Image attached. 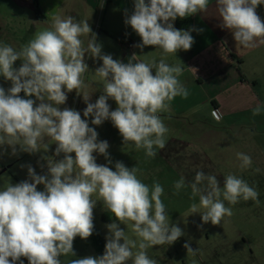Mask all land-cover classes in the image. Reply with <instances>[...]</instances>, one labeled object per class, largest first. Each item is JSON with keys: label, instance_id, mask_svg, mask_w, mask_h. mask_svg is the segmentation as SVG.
<instances>
[{"label": "clouds", "instance_id": "9594fccd", "mask_svg": "<svg viewBox=\"0 0 264 264\" xmlns=\"http://www.w3.org/2000/svg\"><path fill=\"white\" fill-rule=\"evenodd\" d=\"M261 5L264 0H216L220 27L244 48L264 43V19L257 11ZM208 7L209 0H134L125 24L141 38L136 47L154 46L163 57L176 55L192 47L195 41L190 33L195 29L180 30L173 22ZM86 55L102 61L93 72L102 86L94 103L84 78L89 72ZM163 57L145 62L134 55L127 63L113 59L102 53L88 20L72 15L53 16L48 28L37 31L18 49L0 42V77L11 84L7 89L0 86V149L10 148L15 156L18 151L47 153L55 144L53 155L41 156L46 160V174H37L29 165V179L0 186V264H24L22 258L28 264H62L61 257H75L74 239H87L95 230L98 202L115 217L105 225L104 253L71 259L68 264H159L147 250L172 245L184 235L181 227L170 222L161 199L164 187L158 181L144 183L137 166L129 168L116 161L113 170L108 141L99 140L90 126L110 120L124 146L155 158L169 132L161 114L171 111L176 97L187 99L190 94L179 79L183 64L167 63ZM17 61H21L19 67ZM72 91L86 104L83 118L80 111L60 107ZM110 99L117 105L115 110ZM262 112L264 105L258 104L252 114ZM94 153L107 163L98 164ZM237 158L241 168H251L249 155L237 153ZM188 187L193 200L189 216L199 214L205 224L219 225L233 215L225 201L229 205L241 199L260 202L256 188L231 173L224 177L223 187L215 175L203 171L196 172L190 185L181 176L173 184L174 194ZM128 231L135 238H129ZM184 247L196 254L189 243Z\"/></svg>", "mask_w": 264, "mask_h": 264}, {"label": "rangeland", "instance_id": "374dc122", "mask_svg": "<svg viewBox=\"0 0 264 264\" xmlns=\"http://www.w3.org/2000/svg\"><path fill=\"white\" fill-rule=\"evenodd\" d=\"M10 9V2L0 0V16H2V11ZM100 17L101 15L93 24L95 35L100 31ZM9 23L14 31L0 32V42L13 47L20 41V45L17 46L19 48L32 39L37 31L44 30L40 27L35 31L27 19L26 12L22 16L17 15L14 21ZM111 27L114 30L112 36L115 40V25ZM100 36H102L101 33ZM111 40L109 38L107 43L102 44L101 41L99 43L102 45V53L110 54L115 59V45L111 43ZM85 62L89 66V72L84 77L88 84L87 91L93 92L92 97L96 95L95 98H92L93 101H96L102 86L93 72L101 66L102 61L94 60L86 55ZM16 63L15 66L19 67L20 65ZM0 86L7 89L11 84L0 77ZM108 103L111 105V110H115L117 107L115 101L110 99ZM73 107L75 106L73 105ZM73 109L80 111L76 107ZM252 113L253 111L243 116L249 125L247 131L250 132L248 134L252 136L250 138L252 141L230 140L229 135L238 130L224 129L223 122H214L211 117L210 122L206 121L207 124L201 128L198 126L188 127L185 124L176 128L173 123L174 125L168 126L169 132L166 135L165 147L156 149L155 158L146 157L142 149L136 150L131 145L124 146L121 135L110 120H106L100 126H94L91 125L89 118L90 126L95 127L99 134L98 139L106 140L110 145L108 152L113 163L109 166L113 170H115V162L122 161L129 168L137 166L143 173L141 179L144 183L151 185L153 181H158L164 187L165 191L161 199L167 207L170 222L181 227L184 235L172 245H157L147 250L148 253L156 255L159 264H193L194 261L195 264H264V174L255 171L256 169L264 170V161L257 156V146L253 142L256 137L264 138V127L263 125L257 126L255 121L259 115L253 116ZM81 116L83 118L82 113ZM212 117L217 118V112H213ZM54 149L55 144L50 145V150L47 153H35L31 161L26 158L21 161L16 160L18 156L28 154L26 152L18 151V154L13 156L10 148H7L6 151L0 149V158L11 164L8 172L28 177L27 166L32 165L36 157L40 158L41 170L47 173L46 160L41 159V156L53 155ZM237 153H245L252 158L251 168L240 167L241 161L237 158ZM94 155L97 157L98 164L107 163L104 156L97 153ZM60 158L62 157L56 159ZM10 164H4L3 167L7 168ZM197 171H203L206 175H215L220 180L221 187H223L224 177L230 173L242 177L259 192V204L252 200L241 199L237 204L229 205L225 201V205L232 208L233 215L225 217L219 225H213L211 222L203 223L199 214L189 216L188 209L193 202L190 199L191 188L188 187L179 194H174L173 184L183 176L186 184L190 185L194 181ZM8 172L5 174H9ZM42 186L38 185V187ZM198 199L196 197V202ZM114 220L115 217L103 208L102 202H98L94 209V231L98 233L100 246L103 249H105L107 235L105 225ZM120 226L127 231L125 225L121 224ZM128 235L129 238H135L130 231H128ZM92 237L93 234L89 238ZM186 242L193 250H196L195 255L187 252L184 247ZM87 248V256H100L93 251L89 239H87Z\"/></svg>", "mask_w": 264, "mask_h": 264}, {"label": "crops", "instance_id": "0c3cea01", "mask_svg": "<svg viewBox=\"0 0 264 264\" xmlns=\"http://www.w3.org/2000/svg\"><path fill=\"white\" fill-rule=\"evenodd\" d=\"M5 1L10 2L11 9L1 12L0 32H13L9 22H13L17 15L22 16L26 12L27 19L35 31L40 27L48 28L51 18L55 15H72L77 20H88L94 33L93 24L101 15L100 31L96 35L97 42L101 41L104 44L111 38V43L115 45V59L125 63L134 55L137 60L145 62L159 61L163 57L161 50L154 46H146L143 50L135 46L141 42V38L130 25L125 24L126 17L130 16L134 10V0ZM257 11L264 19V5L259 6ZM188 20L187 29L179 28L176 20L173 24L180 30L194 28L195 30L190 33L194 38V44L187 51L179 50L176 55L169 54L163 58L170 64H183V74L179 79L190 94L187 99L176 97L171 103V111L161 114L166 126L175 124L178 128L181 124H185L188 127L201 128L207 124L206 121L210 122L211 117L214 122H223L224 129L238 130L229 135L230 140L252 141L250 140L252 136H249L250 132L247 131L249 125L243 116L252 112L258 104L264 105V43L257 41V45L252 48H244L236 43L231 32L220 27L216 0H209L206 11L188 17ZM113 25H115V40L112 36L114 30L111 26ZM125 39L132 42L131 48H126L123 43ZM86 43L87 38H85ZM19 45L20 41L15 44V48ZM16 64L20 65L21 61H17ZM20 95L23 96V93ZM93 97L95 98L96 95ZM93 97L91 95L90 102L94 103ZM73 105L83 114L86 104L82 96H78L75 91L68 93L66 104L60 107L61 109L75 108ZM213 112H217V118L212 117ZM255 123L258 127L261 125L264 127V112L257 116ZM253 142L257 146V156L264 161V138L256 137ZM24 158L31 161L33 154L20 155L16 160L21 161ZM6 161L0 158V186L6 182L15 184L29 179V177H22L21 174L8 172L11 164ZM4 164L10 165L4 168ZM31 166L37 174H46L44 170H41L40 158L36 157ZM7 172L9 174H5ZM259 172L264 174V170ZM38 190H43V186L38 187ZM87 239L91 245L90 238ZM87 239L77 236L73 243L75 257H61L62 264H68L71 259L87 256ZM93 251L95 252L94 249ZM22 259L24 264H28L26 258Z\"/></svg>", "mask_w": 264, "mask_h": 264}, {"label": "trees", "instance_id": "16d2710c", "mask_svg": "<svg viewBox=\"0 0 264 264\" xmlns=\"http://www.w3.org/2000/svg\"><path fill=\"white\" fill-rule=\"evenodd\" d=\"M188 17L184 19L177 18L176 24L179 28L181 29H187L189 27L188 25ZM98 233L96 231L93 232V237L90 239L91 240V245L95 252L100 253L101 255L104 253V249L100 246L99 238H98Z\"/></svg>", "mask_w": 264, "mask_h": 264}, {"label": "built area", "instance_id": "2783aa9c", "mask_svg": "<svg viewBox=\"0 0 264 264\" xmlns=\"http://www.w3.org/2000/svg\"><path fill=\"white\" fill-rule=\"evenodd\" d=\"M123 43L125 44L126 48H131L132 47V42L129 41V40L125 39Z\"/></svg>", "mask_w": 264, "mask_h": 264}, {"label": "flooded vegetation", "instance_id": "af4514ba", "mask_svg": "<svg viewBox=\"0 0 264 264\" xmlns=\"http://www.w3.org/2000/svg\"><path fill=\"white\" fill-rule=\"evenodd\" d=\"M148 255H149V257H151V258H153V259H156V255H155V254L149 252Z\"/></svg>", "mask_w": 264, "mask_h": 264}]
</instances>
